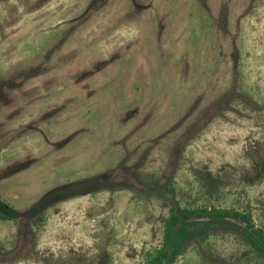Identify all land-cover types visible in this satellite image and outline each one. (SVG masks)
Here are the masks:
<instances>
[{"label":"rangeland","instance_id":"rangeland-1","mask_svg":"<svg viewBox=\"0 0 264 264\" xmlns=\"http://www.w3.org/2000/svg\"><path fill=\"white\" fill-rule=\"evenodd\" d=\"M165 189L264 230V0H0V264H145ZM173 264L261 261L219 228Z\"/></svg>","mask_w":264,"mask_h":264},{"label":"trees","instance_id":"trees-1","mask_svg":"<svg viewBox=\"0 0 264 264\" xmlns=\"http://www.w3.org/2000/svg\"><path fill=\"white\" fill-rule=\"evenodd\" d=\"M163 196L169 206V215L164 223L162 245L147 253L145 264H173L191 241L219 228L237 234L264 264V230L256 226L251 212L233 208L184 207L170 189H165ZM19 218L17 210L7 204H0V220L15 222ZM38 219L43 221L44 217L39 216Z\"/></svg>","mask_w":264,"mask_h":264}]
</instances>
